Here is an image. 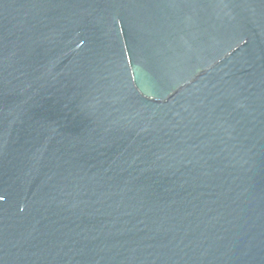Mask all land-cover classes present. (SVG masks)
Listing matches in <instances>:
<instances>
[{
  "label": "water",
  "instance_id": "obj_1",
  "mask_svg": "<svg viewBox=\"0 0 264 264\" xmlns=\"http://www.w3.org/2000/svg\"><path fill=\"white\" fill-rule=\"evenodd\" d=\"M0 264H264V0H0Z\"/></svg>",
  "mask_w": 264,
  "mask_h": 264
},
{
  "label": "snow or ice",
  "instance_id": "obj_2",
  "mask_svg": "<svg viewBox=\"0 0 264 264\" xmlns=\"http://www.w3.org/2000/svg\"><path fill=\"white\" fill-rule=\"evenodd\" d=\"M0 199H3V197H0Z\"/></svg>",
  "mask_w": 264,
  "mask_h": 264
}]
</instances>
